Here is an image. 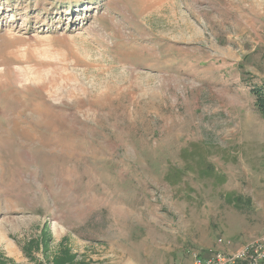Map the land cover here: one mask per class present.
Here are the masks:
<instances>
[{
    "label": "rangeland",
    "instance_id": "1",
    "mask_svg": "<svg viewBox=\"0 0 264 264\" xmlns=\"http://www.w3.org/2000/svg\"><path fill=\"white\" fill-rule=\"evenodd\" d=\"M263 84L264 0H0V264L264 235Z\"/></svg>",
    "mask_w": 264,
    "mask_h": 264
},
{
    "label": "built area",
    "instance_id": "2",
    "mask_svg": "<svg viewBox=\"0 0 264 264\" xmlns=\"http://www.w3.org/2000/svg\"><path fill=\"white\" fill-rule=\"evenodd\" d=\"M193 264H264V235L244 243L234 252L213 251L202 258L200 253H193Z\"/></svg>",
    "mask_w": 264,
    "mask_h": 264
},
{
    "label": "trees",
    "instance_id": "3",
    "mask_svg": "<svg viewBox=\"0 0 264 264\" xmlns=\"http://www.w3.org/2000/svg\"><path fill=\"white\" fill-rule=\"evenodd\" d=\"M254 93L256 96V107L260 114L264 117V84L254 87Z\"/></svg>",
    "mask_w": 264,
    "mask_h": 264
},
{
    "label": "crops",
    "instance_id": "4",
    "mask_svg": "<svg viewBox=\"0 0 264 264\" xmlns=\"http://www.w3.org/2000/svg\"><path fill=\"white\" fill-rule=\"evenodd\" d=\"M208 247H210V252H208L209 254L211 253V252H213V251H217V250H223V249H229L228 247H221V248H218V246L215 248V247H211V246H208ZM204 254V253H200V255H201V257L202 258H206V257H208L209 256V254ZM188 264H193V256H192V259H191V261H189L188 262Z\"/></svg>",
    "mask_w": 264,
    "mask_h": 264
}]
</instances>
